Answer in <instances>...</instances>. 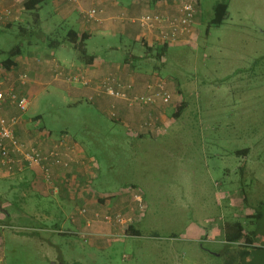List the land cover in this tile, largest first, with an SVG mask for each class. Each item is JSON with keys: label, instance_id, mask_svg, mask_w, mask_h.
<instances>
[{"label": "rangeland", "instance_id": "1", "mask_svg": "<svg viewBox=\"0 0 264 264\" xmlns=\"http://www.w3.org/2000/svg\"><path fill=\"white\" fill-rule=\"evenodd\" d=\"M195 1H199V16L194 35L188 36L186 43L183 42L191 44H173L164 66L160 64L161 77L173 95L172 103L181 100L180 90L183 96L187 95L190 108L180 119L182 121L178 120L162 136L137 140V131L120 120L122 115L116 104L108 115V110H101L87 99H77L74 92L61 90L56 84L44 86L32 97L25 95L30 101L28 116L41 117L33 122L45 126L54 138L65 132L98 160L100 176L97 178V174H93V184L98 192H87L85 198L91 200L82 202L70 199L74 191V187L71 188L68 196L70 207L66 216H62L64 220H59L60 224L65 223V228L75 230V225L66 222V217L74 209L83 207H87L89 213L128 210L133 203L132 195L130 188L124 189V186L136 183L147 200V213L136 224L142 236L113 239L102 243L98 249L93 246V238L85 241L80 235L52 233L50 230L57 220L44 221L36 227V231L0 228L8 238L11 237L5 240L6 264H62V261L63 264H241L237 260L242 251L239 245L230 246L222 240L202 242L206 239L207 229L217 227L214 239H220L217 231L221 233L227 221L237 220L246 225L247 232L252 231L256 229L253 221L258 210L263 215L257 221L258 226L264 233V140L256 137L249 141L237 140L247 138L248 134L237 135L234 132L242 127L239 118L250 120L262 109L264 84L261 83V87L260 78L253 77L246 86L243 80L246 74L240 71L254 70L255 62L264 56V0ZM220 2L229 3V14L223 25L211 26L213 7ZM13 14L20 19L14 21L16 24L12 28H4L0 33V50L9 51L20 46L24 58L36 56L39 58L35 59L36 63L43 62L47 65L44 66L46 70L59 64L60 70L51 69L52 78L63 72L66 79L75 75L72 69L79 71L70 64L71 61L83 64L79 53L65 42V37L70 29L84 30L80 25L82 19L84 22L91 20L86 16L80 18L77 14L63 17L55 12L50 3L43 5L38 21L32 15L27 17L28 13L25 17L24 11L18 7H13ZM123 19L126 20V17ZM21 26L27 28V33L21 32ZM49 38L65 43L51 48ZM121 40L120 36H104L95 32L86 41L87 50L90 54L99 55L105 62L110 61L109 56L113 61L123 62L126 56L123 47L119 50L107 49L132 44L128 39ZM142 53L146 55V50ZM47 55L53 59L46 61ZM145 61L137 72L146 77L153 71L157 72V64L152 58H145ZM111 71L106 76L113 75L117 83L124 84V88L138 89L141 84L145 85V80H122L117 71ZM237 72L241 74L233 80L223 85L220 83ZM55 82L86 89L81 84L63 80ZM236 98L239 104L234 105ZM191 110L195 115L191 114ZM231 111L234 112L232 117L224 116ZM112 113L117 117L116 122L111 119ZM74 140L71 141L76 143ZM247 146L251 148L248 156L232 152ZM1 190L4 188L1 187ZM104 192L118 194L116 196L121 200L112 205L114 208L107 209L106 204L100 208L96 204L95 200L99 198V202ZM11 196L9 200L12 202ZM245 196L248 198L246 204L243 200ZM25 199L29 203L36 201L32 196ZM110 199L111 202L115 200ZM53 202V197L42 199L40 208L51 207ZM58 203L63 202L60 200ZM74 216L70 217L71 221L82 219ZM56 217L59 218L55 213ZM190 228H199L202 232L199 231V242L196 236L189 233ZM116 233L122 234L118 229ZM58 256L61 262L53 263ZM252 261V264H264V248L252 253Z\"/></svg>", "mask_w": 264, "mask_h": 264}, {"label": "crops", "instance_id": "2", "mask_svg": "<svg viewBox=\"0 0 264 264\" xmlns=\"http://www.w3.org/2000/svg\"><path fill=\"white\" fill-rule=\"evenodd\" d=\"M47 3H50L55 12L59 15H62L63 17H69L71 15L77 14L78 17L83 18L84 12L92 9H97L99 14L97 15L95 20L89 22L86 21V23L82 19V23L80 25L84 30H81L80 32L88 33L90 35V38L94 35L95 32H101V34H103L104 36H120L122 38V42H124L123 39L130 40L133 45L131 44L130 46H123L122 44L120 47L112 46L107 48L108 50H119L123 47L126 51V56L124 57L123 62L113 61L111 56H109L110 61L105 62L99 55L96 54H91L95 56V61L92 65H80L78 63L76 64L75 61H71L70 64L73 67L79 69L81 73H84L80 74L79 71L76 72L75 69H72L75 75L87 76L92 81L91 86H88L86 87V89H84L78 85L72 86L67 85L63 82H55L50 72L51 69H55L56 65L60 66L59 64H55L53 68L46 70L44 66L47 65H43V62H38V64L36 63L35 59L39 58H37L36 56H29L27 58H24L21 53L16 57V65L12 68V70L4 71L1 70L0 66V78L8 80L10 84L14 86L17 94L20 96L29 95L30 97H32L41 92L44 86H47L49 84H56V87L58 88L59 86L61 90L66 91L68 89L69 92H74L77 99H87L88 101L96 103L97 107L101 110H108V115H110V109L112 108L113 104H116L122 115V118L120 120L124 122L125 125H130L132 129L136 130L138 133L137 135L148 134L147 132H139V126L143 121L148 119L151 114L155 116H161L163 124H165V128H168V126L170 125L168 119L169 109H167V111L166 109H164L162 111V115L160 108H140L139 106L130 107L125 101H120L117 99H115L117 101H114V98L106 96V94L103 93V91L100 89L99 84L97 83H100V79H102L108 73H111V70L117 71L122 80H145V85L147 82L149 83V81L155 80L156 78L162 79V77H158V72L153 71L151 75L149 74V76L147 77L137 72L139 68L141 69V65L146 62L144 59L145 57L150 60V57H147L142 52L145 50L144 44L149 43L150 47L152 46L151 44L153 42V39L152 37H150V34L146 33V31L140 28L138 23H134L133 19L138 18L146 13L160 12L167 6L165 5L166 3H156L154 0H82L77 4L69 3L67 0H47ZM18 4L21 7L18 6ZM163 5H165V7H162ZM13 7H18L23 12L24 0H0V33L3 32L4 28L9 27V25L11 24H16L14 23V21H18L20 19V16H15L13 14ZM150 9L154 10L150 11ZM6 11H10L12 14L7 15ZM21 15L23 16L22 13ZM123 17H126L127 21L123 19ZM49 58L50 56L47 55L45 60L51 61V59H53ZM57 60L58 59H56V61ZM165 61L166 59L163 58L162 62L164 63ZM70 64L69 68H71ZM49 65L51 66L50 63ZM23 74H28L30 79L23 82L21 80V76ZM145 85L142 86L141 84L138 89H133L132 91H130V93L139 95L145 92ZM28 113L29 112L27 111L23 114L16 106L10 104L3 105L2 108V114L8 118L14 115L22 114V123L16 129V136L18 139L26 142L27 144H33L35 146L41 147L43 150H47L53 144V142L59 139L62 135L58 136V138H54L52 132L47 130L45 126H43L44 130H41L42 126L33 122V120H40L38 119L40 118V116L31 118L30 116H28ZM64 136L68 137L71 140H74L68 134H65ZM80 147L84 153V156L89 159H95L94 155H90V153L88 152L86 153L81 145ZM36 172L37 171L35 170H25L24 172L17 173L15 175H8L7 173L0 172V228L4 229L5 227H8L11 228V230L16 228L19 231L27 229L36 231V229H38L36 227H39L41 224H43L44 221L57 220V223H54L55 227L50 230L52 233L55 232L60 235L72 234L78 236L81 230L86 227L89 219H92L94 213L90 212L87 219H80L76 222L71 221L70 217H74V215H77V211L80 208L78 210L74 209V211H71L69 216L66 217V222H72L75 225V230L73 231H71L69 228H65V223L60 224L59 220H64L62 216H66L70 207L68 205V196L70 195L71 188L67 186L63 179L65 175H72V177L77 176L78 181L76 184V188H74V191H72V197H70V199H80L83 200L82 202L88 200L90 202L91 199L85 198L87 192H89L88 194L93 193L92 191L94 190L95 193L98 192V190L95 189L94 184L90 185V182H92V180L94 182L95 180V176H93L92 171H90V169H86L85 171L84 169L78 171L73 169L70 173L62 168L55 169L54 175L57 191L49 190L40 174ZM88 178L90 179L89 181L87 180ZM85 186L93 188L87 190ZM1 187H3L4 190H1ZM105 193L106 192H104V194ZM10 195H13V197L11 196L12 202L11 200H9ZM26 196L34 197L36 199L35 203H29L28 199H25ZM50 197H53V200L55 201L53 202L54 204L51 205V207L47 206L44 208H40L41 200H48ZM60 200L63 202L62 204L58 203ZM97 200H99V198ZM97 200H95V202L98 207L103 208L104 204H106L108 207L107 209H111L114 208L112 205L116 203V201H119L121 199L117 197L115 198V200H113V202H111V200H106L105 202H103L101 199L98 202ZM55 213L59 216V218H54ZM91 222L93 226H91L92 235L90 239L93 238L94 247L96 246L98 249H100L102 247V243L111 242L113 238H115L114 235L116 234V229H114L112 226L109 227L108 224L103 226L102 223L95 221ZM1 225L3 226L1 227ZM209 228L207 229V233L205 232L206 239H203L202 242L217 240H222L221 242H225L223 229L221 230V233L217 231L218 238L220 237V239H214V234L216 232L215 230H217L218 228ZM199 231V228L189 229V233L193 234V236H196L197 242H199ZM200 233L202 234L201 231ZM10 238L11 237L8 238L3 230L1 231L0 229V264H6L5 240H8ZM18 238L19 237H17V239ZM55 258L57 260H54L53 263L61 262L58 260L60 256ZM61 263L63 264V261Z\"/></svg>", "mask_w": 264, "mask_h": 264}, {"label": "built area", "instance_id": "3", "mask_svg": "<svg viewBox=\"0 0 264 264\" xmlns=\"http://www.w3.org/2000/svg\"><path fill=\"white\" fill-rule=\"evenodd\" d=\"M67 1L69 3H78L81 0ZM167 3L165 4L167 6L160 12L146 13L133 19L134 23H138L140 28L150 34L153 39V45L156 43L157 45L164 43L179 44L185 42V40L187 41L188 36L191 37L193 35V24L196 15L195 0H180L179 2ZM6 14L11 15L12 13L6 11ZM98 14L96 9L83 13L91 21L95 20ZM60 68V66L56 65L54 70H60ZM63 75V72H58L54 80L81 84L85 87L91 86L92 81L87 76L71 75L64 79ZM29 79L28 74L21 76L23 82ZM99 86L106 96L125 101L130 107H156L160 108L163 115L162 111L164 109L167 111L173 105V95L167 89L166 82L161 78L147 82L145 92L139 95L130 93L133 89L124 88V84L117 83L113 75L105 77L100 81ZM29 102L28 97L17 94L14 86L8 80L0 78V172L15 175L25 170H35L40 174L49 190L56 191L55 169L62 168L70 173L73 169L76 171L77 169H90L96 175L98 167L96 160L84 156L81 147L66 136H61L47 150H43L33 144H27L17 138L16 129L22 123V114L8 118L2 114V108L3 105L10 104L16 106L24 114L27 111ZM111 116L116 118L115 113H112ZM167 131L168 128H165L162 117L153 114L139 126V132L141 133L151 132L159 135ZM63 181L68 187L76 188L78 178L77 176L65 175ZM130 192L134 204L131 203L128 206V210L114 213L94 212L92 219H89L86 227L79 233V237H82L85 241L91 238V226H93L91 221L108 224L114 229H118L122 234L116 233L113 239H124L127 237V231L130 227L138 223L147 213V205L142 194L135 191ZM88 215L89 210L87 207L80 208L77 211V216L82 219H87Z\"/></svg>", "mask_w": 264, "mask_h": 264}, {"label": "trees", "instance_id": "4", "mask_svg": "<svg viewBox=\"0 0 264 264\" xmlns=\"http://www.w3.org/2000/svg\"><path fill=\"white\" fill-rule=\"evenodd\" d=\"M156 3H170L172 1H165V0H154ZM177 2H179L180 0H176ZM196 2V1H195ZM199 2V1H198ZM198 2H196V15H195V21L193 24V30L195 29V26L197 24V18H198V14H199V9H198ZM47 3V0H24V16L26 17L27 13L30 16H34L32 18H35V21H38L39 19V12L42 9L43 5H45ZM162 7H165V5H163ZM213 17L211 18L210 21V25L211 26H216L219 27L221 25H223L225 23V20L227 19V16L229 14V3L228 2H220L217 3L214 7H213ZM32 15V16H31ZM13 25H9V27L7 28H12ZM20 30L22 33H27V28L21 26ZM194 35V34H193ZM90 38V35L88 33H81L79 31H76L74 29H70L65 37V42L69 43L78 53H79V58L81 60V62L84 65H92L95 61V56L91 55L88 50H87V45H86V41ZM50 42H51V48H58L60 47L63 43L65 42H61L59 40L53 39V38H49ZM186 43V42H185ZM181 46H188L191 43H187L184 44L183 42L179 43ZM171 44L169 43H164L162 45H154L151 46L148 44H144V48L146 50V56L152 58L155 62H156V69L157 72L159 73L158 77H161V69L162 66H164L165 62L162 63L163 58H167L168 56V52L169 49L171 48ZM22 50L20 46L15 47L14 49H11L9 51H2L0 50V66H1V70L4 71H10L12 70V68L16 65V57L19 56L21 54ZM5 55V56H4ZM146 58V57H145ZM144 58V59H145ZM255 68L254 70H251V68H248L245 71H240L243 74H246V77L243 78V80H245V85H249L251 82V79L254 78H260V85L261 83L264 84V56L261 57L260 59H258L256 62ZM162 64V66L160 65ZM240 72H237L234 76L226 78L222 81H220V83L223 85L225 82H229L231 80H233L235 77H237L239 74H241ZM263 85H261L262 87ZM264 93V91H263ZM179 94L181 95V100L178 103H174L173 105H171L168 109V119H169V126L168 129L171 128L174 124L178 123L179 121H182L180 119H183V117L185 116L186 112L189 110L190 108V102L187 99V95L185 94V96H183L182 91L179 90ZM20 96V95H19ZM240 98V97H239ZM261 98H263L261 100L262 102V109L261 112H259L258 114H255L253 117H251L250 120H240L239 121L240 124H242V127L238 128V130L234 131L237 135L243 134V133H247L248 137L247 138H241V139H237V140H245V141H249L250 138H255L256 139H261L264 140V96H261ZM202 104V103H201ZM239 104L238 98L234 99V105ZM191 114L195 113L193 112V110H191ZM234 112H228L226 113L224 116L228 117V116H233ZM15 116V115H14ZM38 119H41L38 118ZM112 120H116V118H113ZM179 120V121H178ZM245 121H251V122H245ZM116 122V121H115ZM44 127H42L41 130ZM262 131V132H261ZM43 132V131H42ZM148 134L146 135H134L137 136L135 137L137 140H142L144 138H157L162 136V134H154L151 132H147ZM151 133V134H150ZM167 133V132H166ZM66 133L62 132V136H64ZM165 134V133H164ZM223 136V135H221ZM256 141V140H255ZM257 142V141H256ZM233 154L237 153L239 155H245L248 156L251 153V148L249 146H247L246 148H243V150H239V151H232ZM92 155V154H90ZM95 160L97 162L98 165V160L95 157ZM243 172V168L241 169ZM99 169L97 167L96 170V174H97V178L99 174ZM93 184V180L92 182H90V185ZM93 188V187H91ZM129 189L132 192H140L144 198L145 204H147V200H146V196L144 191L142 190V188L139 187V185H136V183H130V184H126V186H124V189ZM123 189V188H122ZM123 189V190H124ZM110 194V196L108 195ZM112 193H105L103 194L104 196L102 197V201L105 202L106 200H111L110 198H117L116 195H111ZM107 195V196H106ZM243 200L245 201V204L248 201L247 196H245L243 198ZM256 216V217H255ZM262 212L260 211H256V215H254L255 220L254 225L256 224V229L247 232L246 231V225L240 221H227V223L224 225V235H225V242L232 246V245H239L242 251H240L237 260H240L242 263L241 264H252V253L256 250H262L264 248V233L263 231H260V227L258 226V222L259 220L262 219ZM137 224V223H136ZM134 224L133 226L130 227V229L127 231V236L128 237H141L142 236V231L140 229L137 228V225ZM260 232L262 234H260ZM260 235H263V238H260ZM261 242V243H260ZM259 244V246H257Z\"/></svg>", "mask_w": 264, "mask_h": 264}]
</instances>
